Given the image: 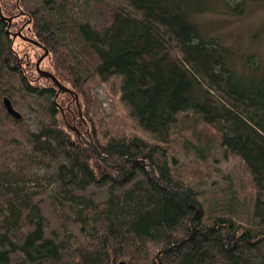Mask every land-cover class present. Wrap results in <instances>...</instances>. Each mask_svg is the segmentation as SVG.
I'll return each mask as SVG.
<instances>
[{"label":"trees","instance_id":"16d2710c","mask_svg":"<svg viewBox=\"0 0 264 264\" xmlns=\"http://www.w3.org/2000/svg\"><path fill=\"white\" fill-rule=\"evenodd\" d=\"M3 2L13 21L0 17V264H159L156 251L191 235V200L200 210L195 236L162 254L161 264H264V70L245 68L249 61L203 32L195 18L204 7L194 8L195 0ZM21 17L23 35L49 50L50 72L78 95L77 126L91 125L110 164L127 159L119 166L104 165L70 130L64 117L79 113L73 97H56L53 81L30 75L13 46ZM102 85L154 142L103 134L95 114ZM62 95L72 97L70 110ZM6 97L21 120L7 112ZM188 112L246 165L256 191L250 222L238 221L236 207L207 213L175 179L168 148L179 114ZM138 159L154 165L161 183Z\"/></svg>","mask_w":264,"mask_h":264},{"label":"rangeland","instance_id":"374dc122","mask_svg":"<svg viewBox=\"0 0 264 264\" xmlns=\"http://www.w3.org/2000/svg\"><path fill=\"white\" fill-rule=\"evenodd\" d=\"M6 1L12 4L14 0ZM4 3L5 0L2 4ZM199 6L204 8L196 12L195 20L208 37L219 40L239 61L245 63L249 61L245 68L251 65L264 70V1L195 0L193 7L199 9ZM24 18L21 17L16 22L24 25L26 20ZM13 31L18 32V29L13 28ZM26 35L31 36V33ZM13 46L15 51L28 59L27 67L32 78L38 75L35 74V66L44 51L20 37L13 40ZM42 62V69L53 72L51 56ZM38 83L43 85L48 82L38 79ZM95 95L100 106L95 112L96 119H99L97 122L102 125L104 135L118 133L125 136L140 135L154 142L152 136L141 131L131 119H128L118 97H115L108 87L105 85L97 87ZM62 97V102L68 107L72 97L69 98L68 95ZM35 118L36 113H33L28 121L34 122ZM64 121L74 124L70 117L67 119L64 117ZM111 123H116L117 126L113 127ZM77 128L79 129L78 126ZM91 128L89 124L88 127H81L79 130L86 134L87 129L92 132ZM172 134L168 159L174 165L175 179L193 190L195 196L204 204L207 213H222L226 212L229 206L236 207L238 221L250 222L256 198L253 179L242 159L222 146L220 134L203 124L192 112L179 114V125ZM187 141L192 145L199 144L200 148L191 149ZM45 171L47 170L41 171L42 176ZM199 215L200 210L197 218ZM159 251H156L155 255Z\"/></svg>","mask_w":264,"mask_h":264},{"label":"water","instance_id":"95a60500","mask_svg":"<svg viewBox=\"0 0 264 264\" xmlns=\"http://www.w3.org/2000/svg\"><path fill=\"white\" fill-rule=\"evenodd\" d=\"M0 17L1 19L3 20H6L8 21L10 24H12V21H13V18H8V17H5L3 15V12H2V8L0 6ZM26 25H24L22 27V29L16 33H12L13 34V38L16 39L18 37L22 38L23 40L31 43V44H34L35 46L43 49L45 52L44 54L42 55V57L40 59H38L37 63H36V70L38 72V74L40 75V77L42 78H46L48 80H51L53 81V83L55 84V86L57 87L58 89V92H57V95L56 97H59L60 94H70L72 97H73V102H76L77 106H78V116L77 115H74V124L71 125L69 123H67L68 127L73 130L74 132H76V134L78 135L79 139L83 142H85L86 144V147L89 151H91L94 155H96V157L106 166L110 167V168H115L117 166H119L123 161H126L127 159H123L121 160L118 164L116 165H113V164H110L108 162V159H107V156H105L101 150L99 149V147L96 145L95 141H94V138L91 134V132L89 131V129L86 130V134H83L76 126V121H77V117H80L81 119H83V114H82V110H81V106H80V102H79V97L78 95L75 93V91H73L72 89H70L69 87L65 86L64 84H62L60 82V80L50 71L48 70H44L41 68V63L42 61L49 55V50L47 48H45L42 44H40L39 42H37L36 40L32 39V38H28V37H25L22 33V30L25 28ZM4 106L7 110V112L12 116L14 117L15 119L17 120H21L23 118V115L21 114V112H19L17 109H15V107L13 106L11 100L9 98H4ZM68 109L70 110V105L68 106ZM62 113H64V110L62 109ZM84 124L86 125V122L85 120H83ZM135 163L139 164L141 167L143 168H149L151 173L153 174V176L156 178V180L158 182L161 183V179L158 177L157 173H156V169L154 167L153 164L151 163H147L145 160L143 159H138V160H134ZM180 192H184L185 191H180ZM191 207L195 210V214L192 218V227H193V231L191 233V235L187 238V239H183L180 243L176 244V245H173L167 249H164V250H161L157 253L156 255V258L157 260L159 261V264H161V256L162 254H165L169 251H171L172 249L174 248H177L181 245H183L184 243L188 242V241H191L194 236H195V227L193 226V222L194 220L197 218V215L199 213V208L194 204V202L191 200ZM124 264V263H122Z\"/></svg>","mask_w":264,"mask_h":264},{"label":"bare ground","instance_id":"6f19581e","mask_svg":"<svg viewBox=\"0 0 264 264\" xmlns=\"http://www.w3.org/2000/svg\"><path fill=\"white\" fill-rule=\"evenodd\" d=\"M180 242H181V241H180ZM180 242H179V243H180ZM177 244H178V243H177ZM174 245H176V244H174ZM171 246H173V245H171ZM171 246H170V247H171ZM181 246H182V245H181ZM179 247H180V246H179ZM168 248H169V247H168ZM177 248H178V247H177ZM165 249H167V248H165ZM162 250H164V249H162ZM172 250H173V249H172ZM160 251H161V250H160ZM160 259H161V258H160ZM158 262H159V261H158Z\"/></svg>","mask_w":264,"mask_h":264}]
</instances>
